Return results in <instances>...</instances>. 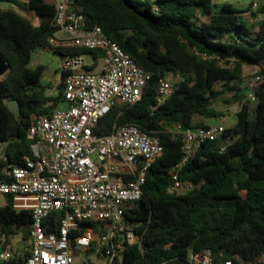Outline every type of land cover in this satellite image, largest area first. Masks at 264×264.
I'll return each instance as SVG.
<instances>
[{"label": "trees", "instance_id": "obj_1", "mask_svg": "<svg viewBox=\"0 0 264 264\" xmlns=\"http://www.w3.org/2000/svg\"><path fill=\"white\" fill-rule=\"evenodd\" d=\"M74 1L91 27H100L151 74L141 100L114 108L94 133L108 136L122 126L134 125L157 137L164 147L163 156L148 173L141 202L125 215L142 245L122 244L112 264H188L191 253L208 249L220 261L260 264L264 258V84L254 104L247 101V87L240 85L246 67L259 69L256 75L264 74V19L251 28L244 14L253 4L241 10L215 0ZM0 2L12 3L39 19L34 26L18 12L0 8V60L10 67L0 76V142L5 144L1 179L21 156L31 155L28 130L33 116L50 115L64 103L66 74L62 72L58 95L49 96L42 85L45 67L30 66L33 54L47 49L58 32L56 6L47 0ZM257 15L264 16V4ZM54 52L102 57L87 50ZM169 72L180 74L183 81L158 106V84ZM218 85L223 87L220 92ZM238 90L247 93L235 96L242 104L237 123L218 140L197 146L180 171L181 180L196 188L182 197L169 194L170 173L183 160V142L168 128L175 124L186 129L209 127L196 123L195 118L219 117L214 102ZM13 100L21 104L18 118L8 108ZM6 198L8 204L0 208V243L5 237V246L19 233L29 240L32 226L31 211L16 210L14 198ZM62 217V213L50 216L49 233L58 232ZM84 225H100L107 231L110 223ZM29 256L30 252L15 254L7 264H27Z\"/></svg>", "mask_w": 264, "mask_h": 264}, {"label": "built area", "instance_id": "obj_2", "mask_svg": "<svg viewBox=\"0 0 264 264\" xmlns=\"http://www.w3.org/2000/svg\"><path fill=\"white\" fill-rule=\"evenodd\" d=\"M146 2L149 0H141ZM153 1V0H150ZM56 6L54 26L58 32L44 51L87 50L101 53L100 73L88 68L86 55L67 53L63 56L65 77L64 108L50 115H36L28 130L31 155L5 170L0 179V195L26 203L17 210L32 213L27 264H75L81 250H94L113 263L122 244L141 247V238L126 221L128 210L136 208L144 196L147 176L164 154L161 141L134 125L118 128L114 134L94 133L100 122L117 106H133L143 94L151 74L143 70L103 30L91 27L89 20L75 8L74 0H51ZM258 3L253 5L259 10ZM197 55H200L197 53ZM207 59L206 55H201ZM183 81L180 74L164 75L157 88L158 106L174 94ZM264 84V74L246 80L247 101L257 102L256 92ZM223 124L186 129L172 125L168 132L183 142V160L171 171L167 192L182 197L196 186L180 178L181 169L195 154L196 147L221 138ZM5 144L0 142V158ZM62 213L58 232H48L47 221ZM108 222V230L98 236L88 222ZM102 229V226H96ZM84 230V231H83ZM14 258L3 251L0 262ZM188 264H234L220 261L212 250L191 253Z\"/></svg>", "mask_w": 264, "mask_h": 264}, {"label": "rangeland", "instance_id": "obj_3", "mask_svg": "<svg viewBox=\"0 0 264 264\" xmlns=\"http://www.w3.org/2000/svg\"><path fill=\"white\" fill-rule=\"evenodd\" d=\"M238 7L236 0H231ZM151 3V1H150ZM259 5L261 3H258ZM20 11V10H19ZM27 14V12H23ZM245 17V16H244ZM251 17L255 18L254 15ZM31 22L34 26L39 24V19L35 15L30 16ZM249 27L253 28L251 23L248 24ZM62 61L63 56L55 53V52H47L44 50H39L33 54L31 67L36 68L37 66L45 67V74L42 80V85L46 88V92L49 96H57L58 95V86L60 85L62 79ZM100 68H102L103 61L99 60ZM260 70L257 68L246 67L244 69V82L240 85L242 89L247 87L246 80L250 77L256 75ZM223 90L221 85L216 87V91L220 92ZM240 94L241 91L238 90L236 92L227 93L223 95L220 99L214 102L213 109L219 114V117L213 119H207L200 116L195 118L196 123L206 124L207 126H216L219 124H223L227 129L233 127L237 123V114L241 109V102L235 99L236 94ZM1 207H4L5 204H0ZM84 231V230H83ZM95 232L98 236L104 234L106 231L101 230L98 227H95ZM32 245V241L24 240L22 234H17L11 237L10 243L5 246V237L3 238V242L0 243V254L7 249L6 251L14 252L15 254H27L30 252ZM5 247V248H4ZM75 264H110V259L105 258L103 255L97 254L94 250H81L78 255L74 257ZM0 264H4L1 263ZM260 264H264V258L260 261Z\"/></svg>", "mask_w": 264, "mask_h": 264}, {"label": "crops", "instance_id": "obj_4", "mask_svg": "<svg viewBox=\"0 0 264 264\" xmlns=\"http://www.w3.org/2000/svg\"><path fill=\"white\" fill-rule=\"evenodd\" d=\"M20 2H22V3H27L29 0H19ZM48 2H51V0H47ZM236 1H238L237 2V5H238V7L235 5V3H233L231 0H215V2L216 3H218V4H220V5H223V4H225V3H231V4H233L236 8H238V9H241V10H247V9H249L250 8V6L253 4H255V3H261L259 6H261L262 4H264V0H236ZM0 8L2 9V10H13V11H16V12H18L19 14H21L22 16H24V17H26V18H28L29 20H31V18H30V16H32V15H34L33 13H27V14H24L23 12H21V11H19V9L14 5V4H12V3H8V2H0ZM257 13H258V10L256 11V10H254L253 9V6L251 7V9H250V11L249 12H247V13H245L244 14V16H245V18L249 21V23H251L252 25H255V26H257V25H259L262 21H263V19H264V16L263 15H257ZM251 15H254L255 16V18H253V17H251ZM38 19V18H37ZM39 25V24H38ZM37 25V26H38ZM101 58H98V59H95L94 58V56L93 55H86V60H87V62L88 63H92V62H94V65L93 66H90L88 69L90 70V71H94V72H96V73H100L101 71H102V68L101 69H98V67L100 68V65H99V60H100ZM93 67H95V69H93L92 70V68ZM102 67H103V65H102ZM243 93V95L245 94V93H247V91H244V92H242ZM241 93V94H242ZM60 107L61 108H64L65 107V105L64 104H62V105H60ZM204 126H207L206 124H204ZM209 126H211V125H209ZM23 203H26V201L25 200H23V199H20V200H15L14 201V207H16L17 208V205L18 204H23ZM0 204H5V206L8 204V199L6 198V196H2V195H0ZM2 205H0V208H3V207H1ZM4 206V207H5ZM15 208V209H16ZM18 209V208H17ZM16 209V210H17ZM5 248V247H4ZM1 249L2 248H0V251H1ZM3 250V249H2ZM7 249H4V251H6ZM8 252H10V251H8ZM13 255H15V253L14 252H11ZM19 255H24V254H19ZM77 255V254H76ZM5 264V263H4Z\"/></svg>", "mask_w": 264, "mask_h": 264}, {"label": "water", "instance_id": "obj_5", "mask_svg": "<svg viewBox=\"0 0 264 264\" xmlns=\"http://www.w3.org/2000/svg\"><path fill=\"white\" fill-rule=\"evenodd\" d=\"M10 67L7 63L0 60V76H4L8 71ZM8 108L10 112L15 115L17 118L21 115V104L18 101H10L8 103Z\"/></svg>", "mask_w": 264, "mask_h": 264}]
</instances>
